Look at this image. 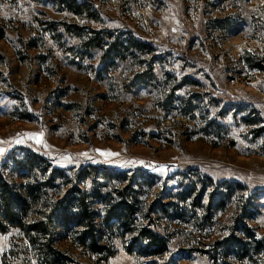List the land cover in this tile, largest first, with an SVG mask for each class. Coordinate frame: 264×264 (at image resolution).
<instances>
[{
    "label": "rangeland",
    "instance_id": "rangeland-1",
    "mask_svg": "<svg viewBox=\"0 0 264 264\" xmlns=\"http://www.w3.org/2000/svg\"><path fill=\"white\" fill-rule=\"evenodd\" d=\"M75 1L91 13L0 0V174L24 183L27 151L68 178L101 173L83 189L102 251L56 229L60 264H264V0ZM37 246L8 228L0 264H42Z\"/></svg>",
    "mask_w": 264,
    "mask_h": 264
},
{
    "label": "trees",
    "instance_id": "trees-1",
    "mask_svg": "<svg viewBox=\"0 0 264 264\" xmlns=\"http://www.w3.org/2000/svg\"><path fill=\"white\" fill-rule=\"evenodd\" d=\"M44 1L53 2L57 6L63 5V9L73 15L80 16L82 13H91V5L85 2L77 3L75 0ZM128 42L132 43L133 41ZM99 46L100 39L96 38H91L86 44L88 49ZM133 47L138 49L144 48L138 41L133 43ZM108 57L109 54L106 51L102 58L106 59ZM27 152L25 158L14 160V171L17 174L19 172L25 173L22 176L24 183L15 186L5 176L0 174V233H5L8 228L20 230L23 233V237L28 240L30 246L38 245L36 257L44 260L42 264H60L61 259L66 260V257L52 245L53 234L51 233L56 229L64 232L73 230L75 235L74 240L78 246L91 254H100L102 247L96 240L97 229L95 222L97 215L91 210V202L88 201L89 196L83 189V184L88 176H91L96 181L94 175L101 174L97 172V167H80L78 170H75L76 172L72 173L73 176L71 178H68L62 170L51 168L50 164H47L37 155L27 154ZM107 170L102 173L104 177H109L107 175L109 170ZM133 181L134 178H130L129 182L132 183ZM48 190L61 193L55 194L50 202H45L42 205L39 201L44 192H48ZM130 194H135L130 185L125 186L124 192L118 193L120 199L126 198V195L130 197ZM95 197L99 199V196L98 198L97 196ZM126 202L128 203L127 200ZM34 204H38V206L44 208V210H41V213L38 211L42 220H29L28 222L26 219L27 212ZM118 207L109 205L105 208L103 216V224L105 226L110 227L109 223L114 220L123 223L125 219L123 214L129 211L130 207L127 204L122 208L119 207L122 210ZM242 218L244 219L245 217ZM234 231L243 234V237L248 239L255 237L243 221L239 223L238 228H235ZM37 233L38 235H36ZM140 233L145 240H148L147 247H151V245L163 247V245L157 244L155 241L156 236L150 237L146 231ZM35 237H39L40 241L36 242ZM150 240H153L154 243L149 244Z\"/></svg>",
    "mask_w": 264,
    "mask_h": 264
}]
</instances>
